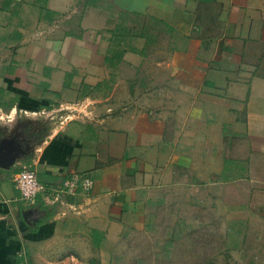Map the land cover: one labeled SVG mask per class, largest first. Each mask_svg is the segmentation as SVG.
<instances>
[{
	"label": "crops",
	"instance_id": "crops-1",
	"mask_svg": "<svg viewBox=\"0 0 264 264\" xmlns=\"http://www.w3.org/2000/svg\"><path fill=\"white\" fill-rule=\"evenodd\" d=\"M0 89L85 116L26 146L0 134V264L87 262L183 185L264 264V0H0ZM11 159L44 187L32 205ZM73 175L92 189L66 192Z\"/></svg>",
	"mask_w": 264,
	"mask_h": 264
},
{
	"label": "rangeland",
	"instance_id": "rangeland-1",
	"mask_svg": "<svg viewBox=\"0 0 264 264\" xmlns=\"http://www.w3.org/2000/svg\"><path fill=\"white\" fill-rule=\"evenodd\" d=\"M139 21L137 26H141L143 20ZM147 21L156 31L159 25L154 21ZM159 36L161 38H156L154 45L161 44L167 38L165 34ZM4 99L8 100L10 97L5 96ZM11 104L9 101L0 110V134H6L10 138L18 129L24 128L34 139L56 128L60 116L65 118L68 115L66 111H62L55 116L53 106L26 113L22 109L14 108V104L11 108ZM78 108L76 106V109ZM78 112L83 114L80 110ZM16 166L12 167L13 175L21 168L20 165ZM168 194L170 197L167 201L159 200L152 210H148L146 225L140 230L123 232L115 247L103 248L102 254L99 251L90 254L87 262L77 263L71 260L60 264L244 263L240 249L238 246H232L233 239L228 231L223 230L227 226L224 216H216L213 210L193 209L185 185L180 194H177L176 189ZM38 250H27V254L31 257L37 254ZM59 254L63 257V251ZM38 261L37 264H47L42 259Z\"/></svg>",
	"mask_w": 264,
	"mask_h": 264
},
{
	"label": "built area",
	"instance_id": "built-area-1",
	"mask_svg": "<svg viewBox=\"0 0 264 264\" xmlns=\"http://www.w3.org/2000/svg\"><path fill=\"white\" fill-rule=\"evenodd\" d=\"M76 106L79 107L76 109ZM83 106L74 105L66 110L68 115L65 118L59 117V125L65 121L77 117H83L79 114L78 110ZM85 117V116H84ZM14 188L18 193V199L25 205L34 204L37 196L44 191V187L38 182L37 174L30 165H21L14 177ZM93 182L90 177L83 175H73L63 184V189L68 193H73L75 190L80 189L82 192H89L92 189Z\"/></svg>",
	"mask_w": 264,
	"mask_h": 264
},
{
	"label": "flooded vegetation",
	"instance_id": "flooded-vegetation-1",
	"mask_svg": "<svg viewBox=\"0 0 264 264\" xmlns=\"http://www.w3.org/2000/svg\"><path fill=\"white\" fill-rule=\"evenodd\" d=\"M26 133L28 134L26 129L24 128L18 129L14 134V136L12 137V139L16 140L17 142L22 141L23 144H25L26 146L28 144V140L30 141L32 139V136H29V134H28L29 137H26Z\"/></svg>",
	"mask_w": 264,
	"mask_h": 264
},
{
	"label": "trees",
	"instance_id": "trees-1",
	"mask_svg": "<svg viewBox=\"0 0 264 264\" xmlns=\"http://www.w3.org/2000/svg\"><path fill=\"white\" fill-rule=\"evenodd\" d=\"M3 95H4V91L0 89V108H1L2 106H4V104L1 102ZM12 105H13V102H12V104L10 105L11 108H12ZM38 223H42V221H41V222H38ZM38 225H39V224H38ZM38 225H37V226H38ZM27 264H32V263H31L30 261H28Z\"/></svg>",
	"mask_w": 264,
	"mask_h": 264
},
{
	"label": "water",
	"instance_id": "water-1",
	"mask_svg": "<svg viewBox=\"0 0 264 264\" xmlns=\"http://www.w3.org/2000/svg\"><path fill=\"white\" fill-rule=\"evenodd\" d=\"M15 159H11L10 162H9V166H13L15 164Z\"/></svg>",
	"mask_w": 264,
	"mask_h": 264
}]
</instances>
